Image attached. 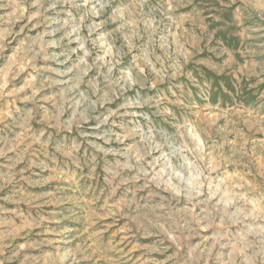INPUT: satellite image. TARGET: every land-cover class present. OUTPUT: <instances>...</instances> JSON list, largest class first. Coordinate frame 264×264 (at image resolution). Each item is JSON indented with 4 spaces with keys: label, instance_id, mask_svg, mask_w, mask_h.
I'll return each instance as SVG.
<instances>
[{
    "label": "rangeland",
    "instance_id": "rangeland-1",
    "mask_svg": "<svg viewBox=\"0 0 264 264\" xmlns=\"http://www.w3.org/2000/svg\"><path fill=\"white\" fill-rule=\"evenodd\" d=\"M0 264H264V0H0Z\"/></svg>",
    "mask_w": 264,
    "mask_h": 264
}]
</instances>
